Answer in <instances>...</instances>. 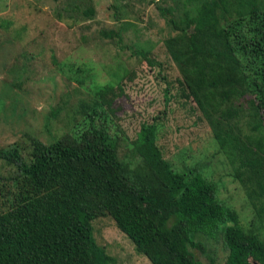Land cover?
Returning <instances> with one entry per match:
<instances>
[{
  "label": "trees",
  "instance_id": "1",
  "mask_svg": "<svg viewBox=\"0 0 264 264\" xmlns=\"http://www.w3.org/2000/svg\"><path fill=\"white\" fill-rule=\"evenodd\" d=\"M188 3L194 6L178 20L171 9L159 8L176 32L165 47L182 76L180 84L208 120L233 177L263 221L264 124L257 109L264 101L250 103V134L245 133L233 102L249 86L220 23L251 16L263 24L264 0ZM256 35L250 41L258 58L252 74L264 100L262 26ZM134 54L156 65L146 54ZM169 94L167 86L166 102ZM98 106L90 109L83 128L50 144L32 139L29 163L17 148L0 149V160L15 168L8 178L10 190H1L0 264H109L111 258L97 245L92 229V222L104 216L151 264H203L195 251L207 257L208 247L218 243L226 253L223 264H264V241L246 232L239 214L216 200L214 187L199 174L174 171L163 158L156 145V119L140 125L131 143L138 158L132 166L119 158L120 138L107 129ZM207 259L215 264V256Z\"/></svg>",
  "mask_w": 264,
  "mask_h": 264
},
{
  "label": "rangeland",
  "instance_id": "2",
  "mask_svg": "<svg viewBox=\"0 0 264 264\" xmlns=\"http://www.w3.org/2000/svg\"><path fill=\"white\" fill-rule=\"evenodd\" d=\"M188 1L0 0V149L17 148L29 163L32 139L50 144L83 128L90 109L99 105L107 129L120 138L119 158L133 166L138 158L131 143L142 123L156 119V145L171 168L188 177L201 175L214 187L216 200L239 214L244 230L264 241V220L233 177L208 120L180 84L182 76L165 47L176 32L159 8L171 9L178 20L194 6ZM260 17L263 24L251 16L220 23L249 86L233 102L247 134L250 103L264 101L252 74L258 58L250 51L257 28L264 29V10ZM257 110L264 124V107ZM14 174L15 168L0 160V210L5 200L1 190H10L8 178ZM92 229L97 245L111 258L109 264H151L109 216L95 219ZM208 252L215 264L225 262L220 243ZM195 254L209 264L206 256Z\"/></svg>",
  "mask_w": 264,
  "mask_h": 264
}]
</instances>
